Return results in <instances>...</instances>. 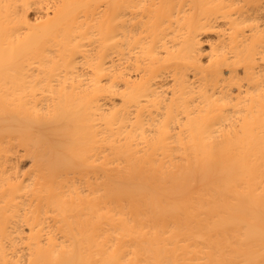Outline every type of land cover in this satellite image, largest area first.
<instances>
[{
    "label": "bare ground",
    "instance_id": "bare-ground-1",
    "mask_svg": "<svg viewBox=\"0 0 264 264\" xmlns=\"http://www.w3.org/2000/svg\"><path fill=\"white\" fill-rule=\"evenodd\" d=\"M46 1L0 0V264H264V0Z\"/></svg>",
    "mask_w": 264,
    "mask_h": 264
},
{
    "label": "rangeland",
    "instance_id": "rangeland-1",
    "mask_svg": "<svg viewBox=\"0 0 264 264\" xmlns=\"http://www.w3.org/2000/svg\"><path fill=\"white\" fill-rule=\"evenodd\" d=\"M51 3H53L54 4V1H52V0H47L46 1V7H50V10H53V4H51ZM48 5V6H47ZM36 10V11H35ZM35 10H33L32 12H31V18L33 19V21L35 22V20H36V22H40V21H43V20H41V18H42V16L44 17V15L46 14V10H43V11H39V10H37V9H35ZM49 10V12L50 13H52L53 11H50ZM45 20V19H44ZM28 159H22V160H20V164H19V166H20V168L21 169H23L24 170V172L26 171V170H29L30 169V160H28ZM25 161V162H24ZM22 170V171H23Z\"/></svg>",
    "mask_w": 264,
    "mask_h": 264
}]
</instances>
